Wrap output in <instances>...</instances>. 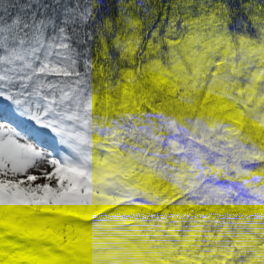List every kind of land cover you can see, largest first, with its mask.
I'll use <instances>...</instances> for the list:
<instances>
[{"label": "snow or ice", "instance_id": "1", "mask_svg": "<svg viewBox=\"0 0 264 264\" xmlns=\"http://www.w3.org/2000/svg\"><path fill=\"white\" fill-rule=\"evenodd\" d=\"M0 264H264V0H0Z\"/></svg>", "mask_w": 264, "mask_h": 264}]
</instances>
